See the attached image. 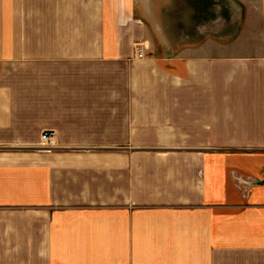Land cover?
Segmentation results:
<instances>
[{
  "label": "crops",
  "instance_id": "0c3cea01",
  "mask_svg": "<svg viewBox=\"0 0 264 264\" xmlns=\"http://www.w3.org/2000/svg\"><path fill=\"white\" fill-rule=\"evenodd\" d=\"M0 264H264V0H0Z\"/></svg>",
  "mask_w": 264,
  "mask_h": 264
},
{
  "label": "built area",
  "instance_id": "2783aa9c",
  "mask_svg": "<svg viewBox=\"0 0 264 264\" xmlns=\"http://www.w3.org/2000/svg\"><path fill=\"white\" fill-rule=\"evenodd\" d=\"M149 51V48L145 44H137L135 48L136 57L138 59H144L147 57V52ZM55 132L46 131L43 132L40 138L39 147L37 150L40 151H49L57 145L55 144Z\"/></svg>",
  "mask_w": 264,
  "mask_h": 264
}]
</instances>
